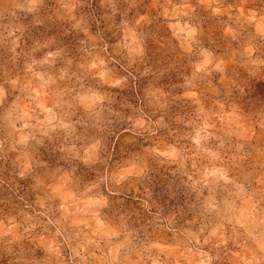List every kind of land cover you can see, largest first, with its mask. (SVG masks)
I'll list each match as a JSON object with an SVG mask.
<instances>
[{
    "label": "clouds",
    "instance_id": "clouds-1",
    "mask_svg": "<svg viewBox=\"0 0 264 264\" xmlns=\"http://www.w3.org/2000/svg\"><path fill=\"white\" fill-rule=\"evenodd\" d=\"M0 264H264V0H0Z\"/></svg>",
    "mask_w": 264,
    "mask_h": 264
}]
</instances>
